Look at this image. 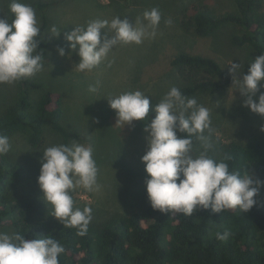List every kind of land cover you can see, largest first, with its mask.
<instances>
[{"label": "rangeland", "instance_id": "obj_1", "mask_svg": "<svg viewBox=\"0 0 264 264\" xmlns=\"http://www.w3.org/2000/svg\"><path fill=\"white\" fill-rule=\"evenodd\" d=\"M53 0H20L32 6L36 13L38 26L40 13L37 4ZM46 10L48 25L43 35V67L32 76L42 84L40 90L31 92L36 100L42 91L53 90L63 99L64 125L81 133L76 141L93 148L94 159L98 167L99 190L88 192L77 188L72 192L75 207L85 206L92 209L93 222L103 220L109 213L119 211L127 213L146 204L147 194L144 181L147 178L141 156L147 150L145 122L134 121L131 125L116 124V113L109 107L107 98L124 92L139 90L150 99V117L152 106L160 102L172 88H178L181 80L171 59L178 52L202 54L214 58L226 71L231 82L214 93H200L191 96L197 103L211 110V137L213 153L221 145L236 141L248 143L261 136L264 131V116L251 112L243 106L246 97L241 96L239 81L246 75L247 60L253 52L248 46L238 47L231 41V36L239 29L235 25L220 27L214 34L201 37L181 27L183 20H188L196 8L207 5L217 12L233 10L232 0H56ZM11 0H0V18L8 17L11 21L9 5ZM264 10V0L261 2ZM152 8L161 12V22L154 38L143 43L118 44L104 61L90 71H78L76 64L79 57L72 53L60 56L58 47L68 49L64 34L73 27L86 26L93 20H108L114 17L127 18L129 23L146 24L143 13ZM171 20V24L165 23ZM60 30L59 36L51 37V28ZM108 35H112L106 29ZM102 35L104 30H101ZM240 63L241 72L233 76L229 72L231 63ZM96 86L95 93L89 86ZM264 88H259L253 100L256 101ZM17 94V82L0 84V114L13 102ZM44 143L40 148H32L27 143L25 134L14 132L9 136L11 150L7 158L25 165L26 171L17 184L20 195L30 199L34 207L33 215L37 218L57 220L51 216L52 208L42 199V192L37 183L42 152L50 146L63 144L61 136L51 128H44ZM195 137L193 155L202 150L201 141ZM72 143V142H71ZM69 143V145L71 144ZM247 173L258 178L252 168ZM261 180V179H260ZM262 181V180H261ZM257 203L264 202V185L255 197ZM0 232L9 235L15 233L11 226H5Z\"/></svg>", "mask_w": 264, "mask_h": 264}, {"label": "clouds", "instance_id": "obj_2", "mask_svg": "<svg viewBox=\"0 0 264 264\" xmlns=\"http://www.w3.org/2000/svg\"><path fill=\"white\" fill-rule=\"evenodd\" d=\"M9 11L12 19L0 18V84H11L27 79L41 71L43 55L37 52L41 39L40 28L32 6L11 0ZM146 24L129 23L127 18L93 20L86 26H76L64 34L67 52L58 47L60 56L79 57L78 71H90L97 67L118 44L143 43L154 38L161 22V12L152 8L143 13ZM171 24L169 19L165 21ZM106 29L112 33L108 35ZM101 30H104L102 35ZM51 37L59 36L60 30L51 28ZM240 63H231L233 76L241 72ZM239 81V92L246 97L243 106L264 116V92L253 100L259 88H264V53L255 57L248 72ZM95 93L96 86H89ZM109 107L115 110L116 124L131 125L134 121L145 122L143 131L147 150L141 163L147 178L145 191L151 207L161 213L176 212L192 216L197 209H210L213 213L224 210L248 212L257 205L255 197L264 181L253 178L244 170L243 175L230 171L224 160L217 161L209 153L212 149L211 110L197 103L195 98L184 95L172 87L152 106L150 99L136 90L107 98ZM264 131V126L261 127ZM178 133L180 135H178ZM184 134V135H182ZM201 141L202 150L193 155L192 137ZM11 150L9 137L0 135V156ZM93 148L73 141L70 145H53L42 152L37 183L42 199L51 206V216L64 227L76 228L77 235L84 236L92 220L91 207H75L72 192L83 188L88 192L99 190L98 167ZM228 232L217 234L226 240ZM64 247L48 235L26 239L18 233L0 232V264H59L58 257Z\"/></svg>", "mask_w": 264, "mask_h": 264}, {"label": "trees", "instance_id": "obj_3", "mask_svg": "<svg viewBox=\"0 0 264 264\" xmlns=\"http://www.w3.org/2000/svg\"><path fill=\"white\" fill-rule=\"evenodd\" d=\"M57 2L43 1L36 6L40 13V42L37 52L44 55L42 40L48 25L46 10ZM233 10L217 12L207 5L196 8L183 20L186 31L206 37L220 27L235 25L238 31L231 41L238 47L248 46L253 52L246 65L264 53V10L262 0H232ZM12 19V16H11ZM43 62V61H42ZM181 80L178 89L191 97L214 93L231 82L217 60L202 54L178 52L171 59ZM42 84L32 77L17 81V94L0 114V135L25 134L32 148L44 143V128L58 133L64 145L80 141L81 133L63 123V99L53 90L42 91L36 100L31 92ZM178 135H180L178 133ZM184 135V134H182ZM193 144L195 137H192ZM224 160L230 171L243 175L252 168L264 181V132L248 143L231 141L210 154ZM26 171L25 165L13 162L7 154L0 156V229L11 226L26 239L48 235L65 249L59 264H264V202L250 211L224 210L213 213L197 209L192 216L176 212L161 213L146 204L127 213L114 211L100 221H91L86 235H77L76 228L64 227L58 220L37 218L30 199L17 191V184ZM228 232L226 240L217 234Z\"/></svg>", "mask_w": 264, "mask_h": 264}]
</instances>
